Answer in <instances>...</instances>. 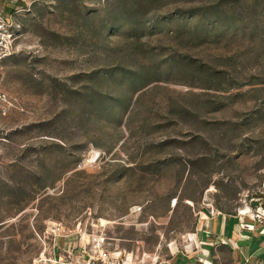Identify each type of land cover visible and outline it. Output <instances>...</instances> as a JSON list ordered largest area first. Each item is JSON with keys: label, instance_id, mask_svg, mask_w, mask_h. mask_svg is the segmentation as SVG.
<instances>
[{"label": "rangeland", "instance_id": "obj_1", "mask_svg": "<svg viewBox=\"0 0 264 264\" xmlns=\"http://www.w3.org/2000/svg\"><path fill=\"white\" fill-rule=\"evenodd\" d=\"M0 5L17 28L0 58V264L52 253L55 224L161 264L204 213L264 221V0Z\"/></svg>", "mask_w": 264, "mask_h": 264}, {"label": "crops", "instance_id": "obj_2", "mask_svg": "<svg viewBox=\"0 0 264 264\" xmlns=\"http://www.w3.org/2000/svg\"><path fill=\"white\" fill-rule=\"evenodd\" d=\"M245 213H204L191 243L161 264H264V221ZM69 244L77 245L76 234L56 238L55 253Z\"/></svg>", "mask_w": 264, "mask_h": 264}, {"label": "built area", "instance_id": "obj_3", "mask_svg": "<svg viewBox=\"0 0 264 264\" xmlns=\"http://www.w3.org/2000/svg\"><path fill=\"white\" fill-rule=\"evenodd\" d=\"M16 30L13 16L0 10V58L12 53L17 38ZM248 227L253 228V225ZM53 232L59 237L77 234V245L59 248L58 254L55 253V245L52 253L41 256L35 264H136L125 249H111L104 233L87 234L81 230L66 229L60 224L53 226Z\"/></svg>", "mask_w": 264, "mask_h": 264}]
</instances>
